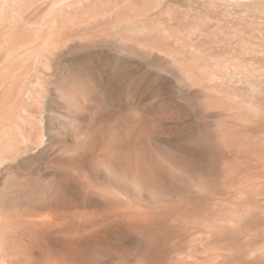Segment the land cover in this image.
I'll use <instances>...</instances> for the list:
<instances>
[{
	"label": "bare ground",
	"instance_id": "bare-ground-1",
	"mask_svg": "<svg viewBox=\"0 0 264 264\" xmlns=\"http://www.w3.org/2000/svg\"><path fill=\"white\" fill-rule=\"evenodd\" d=\"M111 35L144 52L166 53L179 77L207 94L206 108L224 117L225 129L221 125L216 127L222 129H218L219 146L216 145L227 159L219 171L214 170V185L220 192L218 198L214 195L216 213L212 219L195 216L202 219L200 224L191 217L203 215L201 211L208 209L204 206L207 199L200 203L197 198L199 203H193L190 200L194 199L182 195L179 203L166 202L168 192L157 188L153 178L156 177L155 181L163 188L178 186L175 176L163 169L164 166L162 169L150 166V182L143 171L136 172L131 167L133 164L129 173L127 168L122 169L121 163L110 158L103 166L96 167L97 174L107 173L114 184H123V189L135 197V200L130 199V204L139 206L115 208L114 215L130 221L131 231L144 235L151 245H155L158 238L171 235L169 224L177 222L186 240L199 239V243L192 242L195 251L191 261L185 264H264V0H0V51H6L8 56L13 53L14 59L23 58L27 51H38L36 59L42 61V51L63 50L77 37L86 41ZM16 74L11 81L7 79L10 86L6 89L14 87ZM26 119L22 121L25 123ZM22 121L15 123V128L19 130L29 124L27 121L24 125ZM13 135L11 130L0 135V177L3 173L1 159L7 163L3 155L5 147L9 153L16 152L15 145L12 146L16 142ZM93 143L90 138L79 140L82 146L77 150L79 158L61 164L66 175L78 173L91 181L97 179L98 175L90 169L82 153L84 146L88 148ZM63 190L53 189L48 202L42 197H28L22 210L12 219L0 212V264L98 263L94 261L96 257H92V245L105 246L108 239L97 236L85 242V229L94 224V218L80 216V226L62 220L68 208ZM120 194L105 199L118 203ZM202 197L199 199H204Z\"/></svg>",
	"mask_w": 264,
	"mask_h": 264
},
{
	"label": "rangeland",
	"instance_id": "rangeland-1",
	"mask_svg": "<svg viewBox=\"0 0 264 264\" xmlns=\"http://www.w3.org/2000/svg\"><path fill=\"white\" fill-rule=\"evenodd\" d=\"M108 37L98 36L86 41L77 37L63 50L42 51V61L36 59L38 51L25 52L21 60L14 59L13 53L8 56L6 51H0V135L11 130L16 139L12 144L16 155L7 152V146L3 154L9 166L1 159L0 212L3 211L7 219H12L22 210L28 197H42L48 202L50 192L60 187L68 201L67 210L60 215L62 220L67 219L80 226V216L94 218V224L84 227L85 242L97 236L108 239L105 246L90 242L95 250L91 251L96 263L185 264L191 261L195 251L193 243H199V239L196 238L197 242L186 240L178 223L173 220L169 224L171 235L158 238L155 245L149 244L144 235L137 236L131 231L130 221L113 213L115 208L139 207L130 204L132 193L128 194L130 191L123 189V184L120 186L110 181L107 173L97 174L96 167L103 166L111 158L127 171L133 164L131 167L136 172L143 171L142 174L151 182L150 166L156 169L164 166L163 169L175 176L178 186L163 188L159 181L156 182V177L153 178L157 188L168 192L166 202L179 203L182 195L189 200L194 199L196 202L190 200L193 203L200 200L204 203L207 199L204 206L208 209L201 211L203 215L191 217L193 222L201 224L203 222L199 220L202 219L198 217L212 219L216 213L214 195L217 198L220 195L219 187L214 185L215 175L227 159L223 155L225 152L218 147L222 129L216 127L223 126L224 117L206 108L207 94L182 80L166 53L144 52L120 42L115 35V38L112 35ZM15 74L18 77L14 87L6 89ZM24 117H27L25 123L29 121V128L22 126L18 130L15 123ZM8 126L12 127L6 130ZM89 138L94 143L88 148L84 146L82 153L90 169L98 175L97 179L91 181L83 174L78 176V173L66 175L61 164L77 160V150L82 147L79 140ZM220 185L223 186V182ZM115 193L121 195L118 203L105 199ZM200 196L204 199H199ZM172 228L178 231L172 232ZM225 230L222 231L227 234Z\"/></svg>",
	"mask_w": 264,
	"mask_h": 264
}]
</instances>
